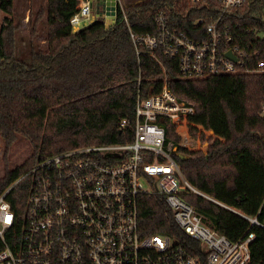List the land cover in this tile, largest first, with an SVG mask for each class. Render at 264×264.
Returning <instances> with one entry per match:
<instances>
[{
  "label": "trees",
  "instance_id": "16d2710c",
  "mask_svg": "<svg viewBox=\"0 0 264 264\" xmlns=\"http://www.w3.org/2000/svg\"><path fill=\"white\" fill-rule=\"evenodd\" d=\"M65 1L45 0L44 6L29 15L27 59L22 60L17 41L21 24L14 22L13 0H0L4 13L0 23V136L5 165L16 139L23 138L31 149L23 164L7 170L0 179V194L38 162L57 153L130 143L137 96L159 93L166 79L172 94L194 109L189 122L215 137L206 153L178 147L172 156L185 180L221 205L191 192L182 193V198L210 229L230 241L253 234L250 264H264V228L227 209L264 225V72H256L257 63L264 61V37H255L264 29V0H251L243 9L222 17L220 26L231 28L230 45L246 53L243 67L236 74L201 80L184 79L176 60L161 49L155 58L137 53L129 32L156 35V13L173 8L176 13L169 16L174 28L200 36L204 27L194 26L195 20L211 19L215 9L211 13L192 9L181 18L179 13L188 9L186 0H121L127 23L117 11L111 27L94 21L75 32L62 33ZM122 120L127 126L121 129ZM161 125L167 140L179 142L173 125L167 121ZM190 131L194 135L197 129L191 126ZM139 227L143 236H175L183 244L191 242L175 225L161 197L140 198Z\"/></svg>",
  "mask_w": 264,
  "mask_h": 264
},
{
  "label": "built area",
  "instance_id": "2783aa9c",
  "mask_svg": "<svg viewBox=\"0 0 264 264\" xmlns=\"http://www.w3.org/2000/svg\"><path fill=\"white\" fill-rule=\"evenodd\" d=\"M250 1L186 0L188 9L179 13L181 18L192 9L216 10L211 19L195 20L194 26L204 27L200 36L191 37L174 28L169 16L175 12L173 8L156 13V35L130 31L129 36L137 53L155 58L161 49L176 60L184 79L236 74L246 53L238 45H230L231 28L220 24L227 12L243 9ZM107 3L114 7L111 26L117 11L127 23L121 0H81L67 21L69 29L75 32L94 21L108 28ZM259 32L255 37L262 38ZM229 51L236 62L226 56ZM256 68V72H264V61ZM192 116L194 109L179 101L164 79L159 93L137 96L130 143L63 151L38 162L12 182L0 194V264H250L253 234L230 241L210 229L181 196L191 192L221 205L197 192L172 156L178 147L191 151L197 145L190 127L200 133V126L189 122ZM164 121L174 126L179 142L167 140L161 125ZM126 126L127 121L122 120L120 128ZM144 196L163 199L189 244L175 236L141 234L139 201ZM227 209L264 228L255 218Z\"/></svg>",
  "mask_w": 264,
  "mask_h": 264
},
{
  "label": "rangeland",
  "instance_id": "374dc122",
  "mask_svg": "<svg viewBox=\"0 0 264 264\" xmlns=\"http://www.w3.org/2000/svg\"><path fill=\"white\" fill-rule=\"evenodd\" d=\"M81 0H66L62 7V18H63V30L62 33H66L68 28L67 21L69 17L76 11ZM45 0H13V19L14 22H20L21 29L17 33L18 41V55L22 60L27 59L26 44L29 41V30L28 21L29 15H34L39 6H44ZM4 13L0 11V23L3 19ZM264 23V11L263 19ZM264 28V27H263ZM259 37H264V29L257 33ZM261 116L264 117V106L261 112ZM200 133L196 131L195 137L198 139L197 145L191 151L206 153L209 145L212 143L213 133L206 131L200 127ZM5 150V144L0 136V179L4 176L7 170H13L17 166L24 163V161L31 155L30 145L23 138H18L11 145L8 156V164L5 165L3 161V154Z\"/></svg>",
  "mask_w": 264,
  "mask_h": 264
},
{
  "label": "water",
  "instance_id": "95a60500",
  "mask_svg": "<svg viewBox=\"0 0 264 264\" xmlns=\"http://www.w3.org/2000/svg\"><path fill=\"white\" fill-rule=\"evenodd\" d=\"M110 1H113V0H110ZM106 5H107L106 15L110 16V20H111V23L108 24L107 27H110L112 23L114 22V7L112 3H107ZM83 26H86V25H82L80 28H82ZM226 56L234 62L237 61L236 57L232 54L231 51L227 52ZM179 157L180 159H186V156L179 155Z\"/></svg>",
  "mask_w": 264,
  "mask_h": 264
}]
</instances>
